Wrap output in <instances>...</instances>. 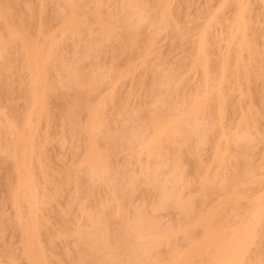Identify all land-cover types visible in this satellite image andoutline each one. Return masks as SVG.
Instances as JSON below:
<instances>
[{
	"label": "rangeland",
	"instance_id": "1",
	"mask_svg": "<svg viewBox=\"0 0 264 264\" xmlns=\"http://www.w3.org/2000/svg\"><path fill=\"white\" fill-rule=\"evenodd\" d=\"M263 197L264 0H0V264L27 229L41 264H213L254 218L264 264Z\"/></svg>",
	"mask_w": 264,
	"mask_h": 264
},
{
	"label": "bare ground",
	"instance_id": "2",
	"mask_svg": "<svg viewBox=\"0 0 264 264\" xmlns=\"http://www.w3.org/2000/svg\"><path fill=\"white\" fill-rule=\"evenodd\" d=\"M162 131V129H161ZM167 192L161 193V197L165 198ZM264 213V197L261 198L253 210V215L258 217ZM258 219L250 221L249 224L240 227L239 229L230 232L224 242H218L219 249L216 251V257L214 258L213 264H239V260L244 257L246 250L249 245L255 243L256 230L254 229ZM138 226H134V231L137 230ZM211 235V234H209ZM103 233L101 229L93 232L90 237L86 239V244L89 249L98 247L101 243ZM33 233L30 229L25 231L24 240V252L28 258L31 259V264H41V257L39 253L32 247ZM218 240V237H217ZM206 244L216 246L217 242L214 238L209 237L205 240ZM196 248V247H195ZM198 248V247H197ZM192 253V252H190ZM189 253V254H190ZM189 254L183 256V260H187ZM138 252H133L130 256L129 262L137 261L136 257Z\"/></svg>",
	"mask_w": 264,
	"mask_h": 264
}]
</instances>
